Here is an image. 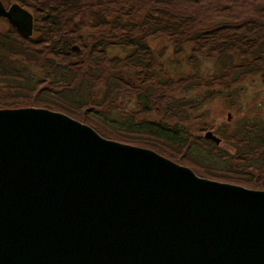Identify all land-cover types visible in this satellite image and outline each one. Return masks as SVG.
I'll use <instances>...</instances> for the list:
<instances>
[{"label":"water","instance_id":"obj_1","mask_svg":"<svg viewBox=\"0 0 264 264\" xmlns=\"http://www.w3.org/2000/svg\"><path fill=\"white\" fill-rule=\"evenodd\" d=\"M2 18L32 36L26 8L0 1ZM0 264H264V191L58 112L0 109Z\"/></svg>","mask_w":264,"mask_h":264},{"label":"rangeland","instance_id":"obj_2","mask_svg":"<svg viewBox=\"0 0 264 264\" xmlns=\"http://www.w3.org/2000/svg\"><path fill=\"white\" fill-rule=\"evenodd\" d=\"M0 1L6 7L16 3L22 8H26L33 15L36 10L40 8L42 10L47 1L55 4V2L62 0ZM72 1L83 2V0ZM100 1H102L103 5L111 2V0ZM132 1L135 3L134 0ZM246 1L247 6L242 5L243 12L234 3L231 5L232 8L219 10L222 9L219 7L220 4L224 5V7L225 5H230L231 2L229 0L173 1L176 3L172 7V12L175 11L176 16L178 18L183 17L187 20V23L181 24L177 29H173L175 36L171 34L158 36L149 38L146 41V44L152 50L151 53L156 55L157 61L154 62V66L158 67L157 77H159V80L154 81V87L150 86V88H147L149 93H152L154 89L149 100L151 101L150 104L153 103L155 106L153 105L149 114L142 113L141 116L150 119L158 118L163 121L162 115L166 113L165 110L168 107L172 110L179 109L182 120L174 121L188 132L190 145L186 149L180 147L172 149L166 144L155 141L160 145L158 149L164 153L165 158L175 164L190 168L194 173L198 174H196L198 177L200 175V177L207 180L264 191V189H260L264 188V163H262L264 159H259L258 161L255 159L253 161H236L235 159V148L237 146L239 152L241 154L244 153L241 150V140L235 133L237 131L235 130L236 126L238 127V124L242 122H250L252 124L256 121L264 123V73L253 74L250 77L242 75L238 77L237 72L233 73L231 70L227 76H224V72L220 70L221 63L214 62V58L208 56L205 47L202 48L203 45L189 42L191 41L190 39H193L194 33L215 31L227 26L231 27L239 24L237 22H241L249 16L257 21L264 22V0H258L255 3L261 6L259 9L250 6V0ZM23 2L24 5H22ZM85 2L83 3L91 5L96 0H85ZM125 3L126 0L114 1L113 6L116 10L113 9V13L117 14V10ZM241 3L238 1V5ZM105 10L107 12V9ZM40 13H36L39 20H41ZM81 13L83 14L80 17L75 16L72 21L68 20V14L66 21H63V28L66 33L69 30H76V36L79 35L80 38L74 45L76 47L80 45L84 49L79 57L66 58L63 61L64 64H60V67L69 68L67 70V81L71 79L74 70H77V73L79 72L78 69L81 70V74L77 76L78 78L77 80L75 79V82L78 83L82 80V89L83 85L89 87L90 93L85 95L89 103H85L79 108L74 105L72 97L67 93L71 89L68 91L61 89L60 76L58 74L52 75L50 72L45 71V66L49 65L50 61L48 62L44 59L45 49H43V45L30 43L26 46L31 50L35 63L26 67L25 80L15 84L11 83L10 80H5V75H0V109L43 108L58 112L83 125L90 126L100 136H109V140L151 150V147L143 145V143L140 144V142L147 141L146 143L153 144L154 139L152 137H147L143 133H140L141 135L137 133L125 134L128 132L123 131L127 127H122L126 126V124H123L124 121L121 116L122 114L129 115L132 111H136L133 97L138 92V89L128 77L125 78L124 72L116 73V76L127 82L129 81L130 85L133 84V88L131 86H123L121 90L118 88L119 81L114 77L113 69L117 60L114 56L118 55L119 57L120 55L123 58L121 48H107L108 51L103 54L104 62H102L100 55H97V58L94 55L93 59L89 61L88 50L92 47V42L97 40L105 42V40L109 39V36L107 35V29L99 30L91 27L90 17L86 14L87 17L85 18L84 10H81ZM108 17L110 18L109 14ZM11 29L12 27L5 19H0V37H3V35L9 37ZM64 31H61V33L64 34ZM30 37L35 39L34 31ZM14 38L21 40L17 36L13 37L12 40ZM113 40H115V37ZM195 58L197 59V65L191 64V61H194ZM96 60L98 61L96 62ZM118 67H120L119 64ZM192 77H194L193 81ZM108 79L109 83H107ZM115 80L118 82L116 89L114 87ZM75 82L70 84L71 88ZM61 94L67 95L62 96ZM84 98L86 99V97ZM139 117V115H135V119ZM104 119L106 121L109 120L112 126L105 124L103 122ZM117 129L119 131H115ZM208 130L213 131L222 140L220 146L215 145L213 154L208 153V146L198 139V137H202L206 141L203 136ZM104 136L102 137L104 138ZM125 139H131L137 144L125 143L127 141ZM123 140L125 141L123 142ZM207 154L210 155L206 156ZM207 175L218 176L223 179ZM224 178L228 179L225 180Z\"/></svg>","mask_w":264,"mask_h":264},{"label":"trees","instance_id":"obj_3","mask_svg":"<svg viewBox=\"0 0 264 264\" xmlns=\"http://www.w3.org/2000/svg\"><path fill=\"white\" fill-rule=\"evenodd\" d=\"M114 1L119 2V0H111V2L103 5L102 1L96 0V2L90 5L88 3L85 4V0H83L85 3L62 0L60 2L57 1V3L55 2V4L51 1H47L42 10H40L41 8L36 11L34 10L35 14L32 15L34 18L33 27L35 39L32 37L22 38L16 32L15 28L11 29L9 37L7 35L0 37V75H5V80H10L11 83L15 84L25 80L26 67L35 63L31 50L28 49L26 45L30 43L34 45L42 44L43 49H45L44 59L48 62L50 61L49 65L45 66V71L48 73L50 72L52 75L58 74L60 76L61 89L63 91L71 89V91L67 93L72 97V102L74 101L73 103L76 107L79 108V106L82 107L83 104L89 103L87 96H85L90 93L89 87L83 85L82 89V80L78 83L75 82L78 78L77 76L81 74V70L78 69V73L77 70H74L71 79L67 81V70L69 68L60 67V64H64L63 61L66 60V58L79 57L84 49V47L80 45H78V47L74 45L80 38L79 35L76 36V30H69V32L66 33L63 28V21H66L68 14V20L72 21L75 16L80 17L81 14H83L81 10H84L85 18L87 15L90 17L89 21L92 24L91 27L99 30L105 28L109 36V39L107 41L105 40V42H102V40L92 42L93 44L91 46L93 48L91 47L88 50L89 61L93 59L94 55L95 58H97V55H100L102 62H104L103 54L108 51L107 48H121L123 58H121L120 55L119 57L118 55L114 56L117 60L115 62L116 66L113 69V75L117 78L115 79L119 81L118 88L120 90L123 86H131V88H133V84L130 85L129 81L127 82L116 76V73L124 72L125 78L128 77L138 89V92H136L133 97L136 113L132 111L129 115L122 114L121 116L124 121L123 124H126V126L122 127H127L126 130H123L128 132L125 134L143 133L147 137H152L154 139L153 144H148L146 143L147 141H141L140 144L143 143V145L151 147L152 151L154 150L163 157L164 153L158 149L160 145L155 141L166 144L172 149H175V147L186 149L190 145V135L185 128L174 121H180L181 119L179 109L172 110L168 107V109L165 110L166 113L162 115L163 121L158 118H146L141 116V114H149L151 112L150 110L154 104H150L151 101L149 99L154 89L152 93H149L147 88H150V86L154 87V81L159 80V77H157L158 67L154 66V62L157 61L156 55L151 53L152 50H150L146 41L149 38L158 36L170 34L175 36L173 29H177L181 24L187 23V20L183 17L178 18L175 11L172 12V7L176 3L173 2L174 0H155L156 2L154 0H134L135 3L132 0H126V3L117 10V14L112 11L113 9L116 10L113 6ZM229 1L231 4L225 5V7L220 4L219 7L222 9L219 10L232 8L231 5L234 3L237 7H240L243 12V6H247L246 0ZM238 1L242 3L238 5ZM257 2L258 0H250V6L259 9L261 6L259 4L256 5L255 3ZM22 5H24V2ZM105 9H107V12ZM38 12H41L39 14L41 15V20H39L36 14ZM237 23L239 24L231 27L227 26L223 29H216L215 31H199L193 34V39H190L191 41L189 42L203 45L202 48L205 47L208 56L213 57L214 62L217 61L221 63L220 70L224 72V76H227L231 70L233 73L237 72L238 77L241 75L250 77L253 74L257 75L259 73H264V22H260V20L257 21L249 16L245 20ZM61 31H64V34H62ZM16 36L21 38V40L16 38L12 40L13 37ZM114 37L115 40H113ZM97 61L98 60H96V62ZM118 64L120 67H118ZM191 64L197 65V59L195 58L194 61H191ZM116 80L114 83L115 89L118 86ZM193 80L194 77H192V81ZM74 82L75 84L71 88L70 84ZM107 83H109V79ZM61 95L65 96L67 94ZM84 97H86V99ZM45 107L49 108L47 106ZM135 115H139L140 117L135 119ZM103 122L111 125L109 120L106 121L104 119ZM235 130H237L235 132L237 134L236 136L241 140V150L244 152L241 154L236 145V161H253L254 159L258 161L259 159H264V123H258L256 121L252 124L250 122H242L238 124V127L236 126ZM115 131L119 130L117 129ZM105 137L106 139L110 138L109 136H104V138ZM198 139L208 146L207 152L213 154V149L216 144L210 141L206 142L202 137H198ZM125 140H123V142ZM220 142L222 143V140H220ZM125 143L137 144L131 139L127 140ZM257 154L258 156H256ZM209 155L207 154L206 156ZM262 163H264V160ZM207 176L210 177L211 175ZM211 177L221 178L213 175Z\"/></svg>","mask_w":264,"mask_h":264},{"label":"flooded vegetation","instance_id":"obj_4","mask_svg":"<svg viewBox=\"0 0 264 264\" xmlns=\"http://www.w3.org/2000/svg\"><path fill=\"white\" fill-rule=\"evenodd\" d=\"M7 9L9 8V7H6ZM6 20V19H5ZM7 21V20H6ZM16 30V29H15ZM17 32V31H16Z\"/></svg>","mask_w":264,"mask_h":264}]
</instances>
